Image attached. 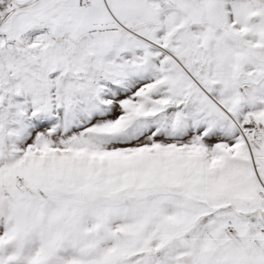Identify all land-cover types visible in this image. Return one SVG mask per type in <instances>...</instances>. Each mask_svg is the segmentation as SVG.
Listing matches in <instances>:
<instances>
[{
  "label": "snow or ice",
  "instance_id": "1",
  "mask_svg": "<svg viewBox=\"0 0 264 264\" xmlns=\"http://www.w3.org/2000/svg\"><path fill=\"white\" fill-rule=\"evenodd\" d=\"M0 264H264V0H0Z\"/></svg>",
  "mask_w": 264,
  "mask_h": 264
}]
</instances>
